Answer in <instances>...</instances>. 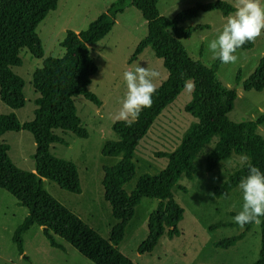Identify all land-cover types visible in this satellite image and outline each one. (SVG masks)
Listing matches in <instances>:
<instances>
[{"label":"trees","instance_id":"obj_1","mask_svg":"<svg viewBox=\"0 0 264 264\" xmlns=\"http://www.w3.org/2000/svg\"><path fill=\"white\" fill-rule=\"evenodd\" d=\"M158 0H117L108 9L81 31L66 30L60 42L62 56L44 57V49L36 28L46 15L55 10L58 0H0V99L12 109L24 105V80L13 71L22 64L20 52L27 48L34 58L42 59L41 66L32 74V86L37 94L34 99V116L20 123L13 112L0 114V137L7 131H29L35 141L34 169L17 167L8 155V145L0 140V189L10 193L18 205L27 209V215L15 228L12 241L18 253L23 254V233L36 224L42 229L48 243L62 249L56 238L60 237L94 264H134L122 254L117 245L123 239L125 228L134 215L141 198H155L159 202L149 214L147 236L138 246L140 254L150 253L160 237L168 238L180 234L178 223L184 209L174 200L171 189L181 175L191 179L197 172L195 158L215 136L218 137L206 157L205 168L214 170L220 162L231 155H244L247 163L235 170L222 185L215 189L222 195L238 186L248 174L249 165L264 171V138L257 128L264 123V112L255 120L234 122L228 118L237 97L234 88H228L217 78L222 64L218 59L210 66L194 60L187 54L182 39L193 32L209 28L208 25L184 26L199 11L219 10L224 16L234 7L224 0L197 3L182 10L174 17L160 15ZM127 6L137 8L147 25V34L136 46L131 60L145 48L150 47L162 60L167 78L153 96L151 108L141 111L138 119L129 122L116 121L112 125L117 140L106 141L101 153L104 156H121L112 165L103 167V196L111 206L116 223L110 230L109 240L88 226L76 214L56 200L43 187L44 178L73 193L80 192V180L74 162L55 156L50 152L54 143L67 144L56 133L72 132L86 138L88 132L77 115L75 98L79 95L100 106L101 101L89 90L91 77L97 65L91 56L90 46L101 40L115 24L116 16ZM254 41L238 50H249ZM191 80L195 89L185 106L196 121L184 133L180 143L167 154L168 162L157 175H141L131 192L124 184L135 173L133 154L141 139L147 134L153 121L180 94L184 81ZM236 85L244 90L264 89V57L260 58L253 73ZM259 256L252 264H264V217H260ZM251 224V223H250ZM244 225L242 232L221 239L217 247L229 248L244 238L250 229Z\"/></svg>","mask_w":264,"mask_h":264},{"label":"rangeland","instance_id":"obj_2","mask_svg":"<svg viewBox=\"0 0 264 264\" xmlns=\"http://www.w3.org/2000/svg\"><path fill=\"white\" fill-rule=\"evenodd\" d=\"M117 0H58L55 10L50 11L38 24L36 32L41 39L44 57H59L63 54L60 42L66 30L81 31L90 22ZM216 0H158L160 15L171 18L182 10L197 3ZM232 6L235 0H224ZM264 4V0H261ZM228 16V15H227ZM219 10L199 11L187 20L184 26L208 25L209 28L197 30L188 38L182 39L184 48L191 59L199 60L210 66L215 60L208 51L207 43L222 30L226 17ZM147 34V25L140 11L127 6L116 16L111 30L99 41L90 46L97 71L91 77L89 90L100 99V106L79 95L75 98L77 115L88 132L86 138L72 132L56 133L67 144L54 143L50 152L57 157L75 163L79 173L80 192L64 190L46 178L43 187L56 200L76 214L88 226L109 240L110 230L116 223L110 204L103 196V167L116 164L121 156H104L101 153L106 141L117 140L112 129L116 114L126 93L123 73L143 63L160 73L154 79L158 87L167 78V70L161 59L157 58L150 47L145 48L134 60V50ZM238 60L234 64H221L217 78L237 94L228 118L234 122L255 120L264 112V89L261 91L244 90L236 85L239 74L241 81L247 79L264 57V31L254 41L249 50H237ZM22 64L13 71L24 80V105L12 109L0 99V114L13 112L20 123L34 116V99L37 96L32 86V74L39 68L42 59L34 58L27 48L20 52ZM191 81V80H190ZM192 82V81H191ZM191 93L185 88L153 121L147 134L141 139L133 154L135 173L124 184L126 192H131L138 178L143 174L157 175L167 162V154L180 143L184 133L196 119L185 106L191 100ZM264 138V123L257 128ZM0 140L8 145V155L12 162L25 170L34 169L36 145L32 134L27 130L7 131ZM211 139L195 158L197 172L189 179L184 174L173 185L171 192L174 200L184 209L183 218L178 223L180 234L173 238L163 234L150 253L140 254L138 246L147 236V220L159 200L141 198L131 220L128 222L118 250L134 264H252L258 259L260 250V224L251 223L250 230L241 242L229 248H220L215 243L221 239L243 231L233 222V217L241 209L242 193L239 184L233 190L217 195L215 189L235 170L247 163L244 155H231L218 166L207 171L206 157L217 142ZM27 215V209L17 204L16 199L7 191L0 189V264H94L81 255L62 238L56 240L62 249L52 247L42 233L41 227L32 224L22 235L23 254H19L12 235L15 228Z\"/></svg>","mask_w":264,"mask_h":264},{"label":"clouds","instance_id":"obj_3","mask_svg":"<svg viewBox=\"0 0 264 264\" xmlns=\"http://www.w3.org/2000/svg\"><path fill=\"white\" fill-rule=\"evenodd\" d=\"M234 11L226 17L222 30L207 43L208 51L214 60L222 64H234L238 60L237 50L248 42L255 41L264 31V4L261 0H235ZM160 73L140 63L132 70L123 73L126 93L116 119L124 122L138 119L142 110L151 108L157 87L153 82ZM184 88L192 92L195 84L184 81ZM239 188L242 193V206L233 217V222L244 227L246 224H260L264 217V171L249 165L248 174L241 178Z\"/></svg>","mask_w":264,"mask_h":264},{"label":"crops","instance_id":"obj_4","mask_svg":"<svg viewBox=\"0 0 264 264\" xmlns=\"http://www.w3.org/2000/svg\"><path fill=\"white\" fill-rule=\"evenodd\" d=\"M76 32H78V31H76ZM249 230H250V229H249ZM247 233H248V232H247ZM247 233H246V234H247ZM244 237H245V236H244ZM243 239H244V238H243ZM243 239L239 240V242H241ZM237 242H238V241H237ZM237 242H236V243H237ZM233 246H234V245H233ZM231 247H232V246H231Z\"/></svg>","mask_w":264,"mask_h":264}]
</instances>
